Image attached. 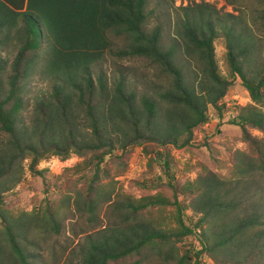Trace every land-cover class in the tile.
<instances>
[{
  "label": "trees",
  "instance_id": "16d2710c",
  "mask_svg": "<svg viewBox=\"0 0 264 264\" xmlns=\"http://www.w3.org/2000/svg\"><path fill=\"white\" fill-rule=\"evenodd\" d=\"M258 1L264 34V0ZM149 4L0 0V129L9 136L0 149V264H38L33 235L59 234L61 206L49 196L55 183L48 170L38 168L44 158L77 155L83 160L69 171L94 166L100 172L114 157L118 166H127L124 157L140 147L153 154L164 175L160 184L173 196L136 198L117 191L115 178L103 184L97 174L87 195L77 191L76 206L96 222L107 204L116 223L91 240L81 264H264L262 195L251 193L264 178V136L251 132L264 135V67L251 63V30L232 24L226 33L229 78L220 72L215 49L218 26L227 20L214 18L206 7L192 9L178 22L181 43L165 46L159 26L146 29ZM119 38L128 39L127 48H116ZM108 55L114 61L148 60L170 77V86L139 96L121 75L97 69ZM182 57L197 68L187 71ZM34 75L51 84L26 120ZM237 77L252 103L229 106L225 98ZM210 107L222 124L241 128L247 148L233 153L230 176L202 165L194 180L180 183L171 148L195 145V131L215 117ZM26 160L33 175L45 180L47 197L31 211L10 216L4 192L20 182ZM151 209L169 214L156 220L147 215Z\"/></svg>",
  "mask_w": 264,
  "mask_h": 264
},
{
  "label": "rangeland",
  "instance_id": "374dc122",
  "mask_svg": "<svg viewBox=\"0 0 264 264\" xmlns=\"http://www.w3.org/2000/svg\"><path fill=\"white\" fill-rule=\"evenodd\" d=\"M184 7H190V10H186ZM201 7L213 10L214 18L220 17L227 20L226 24L218 26V37L215 40L216 58L222 75L231 77L227 65L226 33L232 24H236L239 31L246 29L249 32L250 28V34L253 35V42L256 45L253 51L254 55L251 56V63L254 66L258 65L259 68L264 67V34L260 21L262 7L258 0H150L147 8L149 17L146 29L152 31L159 26L165 46L173 43L180 44L182 40L178 36L179 20L186 19L187 13ZM128 42L127 38H119L116 48L125 49L128 47ZM113 59L108 55L100 64L102 67L97 69L104 70L110 75H121L130 89L136 91L139 96L164 91L170 86V77L148 60L123 58L114 61ZM181 60L187 71L191 72L192 67L197 68L186 58L182 57ZM33 73L37 74V71L34 70ZM191 79L190 75V81ZM50 84L51 82L41 75L32 76L28 84L32 92L27 98L30 105L27 104V110L23 113L26 120L33 108V103L49 92ZM225 102L229 106L252 103L250 94L243 86L240 77H237ZM209 112L213 113L215 117L212 118L210 124L195 131L194 146L183 150L171 148V157L176 172L175 178L180 183L194 180L202 165L208 166L225 177L230 176L233 169V153L247 148L242 140V130L239 126L222 124L221 120L216 118L215 110L212 107ZM230 113L229 111L226 115H230ZM251 132L255 136H264L262 132L254 128L251 129ZM8 142V134L0 129V149L6 147ZM151 155L153 156V154L147 155L144 148L140 147L124 157L127 166L122 168L118 166L117 158L114 157L103 166L100 172L94 166L87 167L82 172L69 171L83 160L77 155L67 159L55 155L48 157L49 159L44 158L47 161L42 160L38 168L48 170L51 184L55 183L56 185L50 187L49 196L55 205L61 206L59 211L61 228L59 234L38 232L33 235L32 238L38 245L32 247V251L36 254L38 264H81L90 250L91 240L98 239L101 234L114 227L116 218L107 204L100 207L102 208L101 219L92 222L86 212L78 210L75 203L77 191H82L87 195L90 184L97 174L103 184H109L112 178H115L117 191L120 190L136 198L158 192L172 197V190L164 184H160L164 175L160 165L151 158ZM151 159L153 162L150 161ZM28 164L29 160L23 163L24 172L20 182L4 192L3 207L10 216L17 217L23 211H31L47 197L48 187L45 180L42 177H35L28 168ZM259 190L262 196L258 203L264 207V178L258 182V186L251 193ZM68 196H71L70 200H68ZM186 213L189 216L192 215L191 210H187ZM168 214L169 211L160 209H151L147 213L156 220H161ZM1 221L0 218V226Z\"/></svg>",
  "mask_w": 264,
  "mask_h": 264
},
{
  "label": "built area",
  "instance_id": "2783aa9c",
  "mask_svg": "<svg viewBox=\"0 0 264 264\" xmlns=\"http://www.w3.org/2000/svg\"><path fill=\"white\" fill-rule=\"evenodd\" d=\"M49 159V158H48ZM44 161H47V159H43ZM50 163V165H52V163L51 162H49Z\"/></svg>",
  "mask_w": 264,
  "mask_h": 264
}]
</instances>
